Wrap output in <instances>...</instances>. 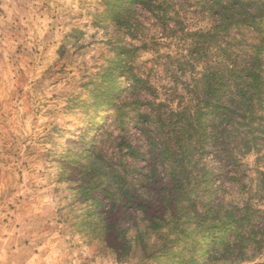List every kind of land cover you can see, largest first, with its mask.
I'll list each match as a JSON object with an SVG mask.
<instances>
[{
	"label": "rangeland",
	"instance_id": "rangeland-1",
	"mask_svg": "<svg viewBox=\"0 0 264 264\" xmlns=\"http://www.w3.org/2000/svg\"><path fill=\"white\" fill-rule=\"evenodd\" d=\"M101 2L0 0V264H151L118 237L168 208L171 178L141 126L155 110L185 106L188 34L211 20L201 0H167L171 19L162 25L138 7L135 30L97 18ZM106 74L119 90L94 116L92 90ZM93 152L119 169L130 164V198L113 206L103 189L80 193L87 179L71 162ZM255 161L246 156L241 170ZM225 190V200L237 191ZM94 215L104 221L99 235Z\"/></svg>",
	"mask_w": 264,
	"mask_h": 264
},
{
	"label": "trees",
	"instance_id": "trees-1",
	"mask_svg": "<svg viewBox=\"0 0 264 264\" xmlns=\"http://www.w3.org/2000/svg\"><path fill=\"white\" fill-rule=\"evenodd\" d=\"M138 7L162 25L171 19L167 0H102L97 18L136 30ZM201 9L211 23L188 34V60L181 64L189 76L185 106L168 114L155 110V120L143 118L153 127L141 126L146 149L155 151L171 178L168 208L134 232L119 230L118 237L126 253L134 247L151 264H250L258 258L253 264H264V0H201ZM117 90L111 74L104 75L92 90L94 116ZM143 154L129 150L133 160ZM251 154L257 166L244 172ZM84 158L71 162L87 179L80 193L103 189L113 206L131 197L130 164L119 169L95 152ZM228 183L237 191L225 200ZM103 222L100 215L91 218L96 235Z\"/></svg>",
	"mask_w": 264,
	"mask_h": 264
}]
</instances>
